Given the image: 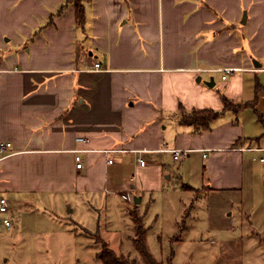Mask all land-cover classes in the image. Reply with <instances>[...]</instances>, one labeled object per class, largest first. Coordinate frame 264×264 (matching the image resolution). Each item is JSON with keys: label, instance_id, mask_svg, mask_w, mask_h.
Masks as SVG:
<instances>
[{"label": "crops", "instance_id": "0c3cea01", "mask_svg": "<svg viewBox=\"0 0 264 264\" xmlns=\"http://www.w3.org/2000/svg\"><path fill=\"white\" fill-rule=\"evenodd\" d=\"M79 4L0 0V142L11 144L0 225L16 230L39 217L37 202L70 201L71 224L120 236L135 210L147 237L175 251L209 235L202 226L222 203H240L250 225L264 192V152L252 150L264 149V0ZM224 98L254 107L223 111ZM198 110L221 114L205 129L183 122ZM171 149L189 152L173 160Z\"/></svg>", "mask_w": 264, "mask_h": 264}, {"label": "rangeland", "instance_id": "374dc122", "mask_svg": "<svg viewBox=\"0 0 264 264\" xmlns=\"http://www.w3.org/2000/svg\"><path fill=\"white\" fill-rule=\"evenodd\" d=\"M263 185L261 187L264 189ZM35 205L40 209L36 220L26 219L21 226H17V222L16 230L10 229L8 232L0 225V264H102L97 259L100 241L108 243L115 253L126 256L131 264H145L132 242L135 232L132 217L129 228L122 230L119 236L108 232L106 227H97L93 221H85L84 228L71 224L70 221L78 218V212L76 209L71 211L73 203L70 201L59 206L57 203L49 205L44 202ZM240 206V203L226 206L222 203L215 211H210L206 224L202 221L206 225L202 229L211 231L209 235L194 236L189 243L180 244L176 251L172 243L163 240L158 242L152 235L146 236L147 247L161 264H236V257L242 255L243 264H264V251L259 243L264 240V192L261 197V189L257 191V204L253 210L254 216L249 220L250 225L247 219L242 218ZM37 209L33 210L34 215ZM20 211L23 212L24 208ZM42 212L47 213L48 222H44ZM95 213L93 217H97L98 211ZM55 215L56 220H49ZM212 218L220 220V224L214 226ZM230 228L233 231L230 232ZM122 229L125 230L124 227ZM252 231H256L260 237L254 236ZM241 232L243 238L240 237ZM237 245L239 247L236 248ZM170 247L174 253L170 252Z\"/></svg>", "mask_w": 264, "mask_h": 264}, {"label": "trees", "instance_id": "16d2710c", "mask_svg": "<svg viewBox=\"0 0 264 264\" xmlns=\"http://www.w3.org/2000/svg\"><path fill=\"white\" fill-rule=\"evenodd\" d=\"M78 7H80L79 2L81 0H75ZM78 20H82V13L79 11L77 14ZM258 89V88H257ZM224 108L223 111H238L242 108L252 106L249 103H245L242 105H235L228 101L226 98L223 100ZM254 107V106H252ZM221 112H216L213 110H198L193 111L188 116H184L183 122L186 124H191L195 126L202 127L203 129L208 127L209 122L217 118ZM259 121H261L264 124V117L259 114L258 116ZM201 128V129H202ZM131 217L133 218L135 232L134 237L132 239L133 245L137 251V253L140 255L142 260L145 264H161L159 261H157L151 252L149 251L147 244H146V236L149 231V228L146 227L143 223V219L141 216L138 215V213L135 210L131 211ZM86 231V229H83ZM87 232V231H86ZM89 232V231H88ZM100 249L97 253V259L101 261L102 264H131V262L126 258V256L122 254L115 253L112 249L109 248L108 243L104 241H100Z\"/></svg>", "mask_w": 264, "mask_h": 264}, {"label": "built area", "instance_id": "2783aa9c", "mask_svg": "<svg viewBox=\"0 0 264 264\" xmlns=\"http://www.w3.org/2000/svg\"><path fill=\"white\" fill-rule=\"evenodd\" d=\"M100 65L98 63H95L93 65V69H99ZM225 73L230 72L231 70H225ZM225 76L222 77V79H224ZM78 141H82V138H78ZM11 146L10 143H4V142H0V153L3 152L4 150H6L7 148H9ZM252 150H260L264 152V149H252ZM168 152L171 153L173 160H179L182 157H185L187 155V153L189 152V150H179V149H171V150H166ZM105 152H110V151H105ZM205 156V155H204ZM74 160H75V167L76 168H81V157L79 156L78 152L75 154L74 156ZM112 161L109 160V163H111ZM137 162L139 163V165L144 166L145 161L141 158L137 159ZM260 162L264 163V157L260 158ZM9 210V203L8 200L4 197H0V214H5L7 213ZM2 223L4 226L8 227L10 225V221L7 218H2Z\"/></svg>", "mask_w": 264, "mask_h": 264}, {"label": "water", "instance_id": "95a60500", "mask_svg": "<svg viewBox=\"0 0 264 264\" xmlns=\"http://www.w3.org/2000/svg\"><path fill=\"white\" fill-rule=\"evenodd\" d=\"M245 19H246V15L243 14V16H242V20H241V23H245ZM210 85H213V83H210L209 86H210Z\"/></svg>", "mask_w": 264, "mask_h": 264}]
</instances>
